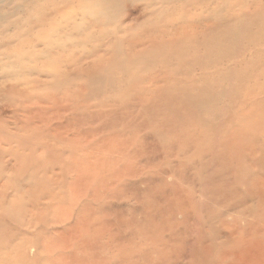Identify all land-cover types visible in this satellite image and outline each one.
<instances>
[{
    "label": "bare ground",
    "instance_id": "obj_1",
    "mask_svg": "<svg viewBox=\"0 0 264 264\" xmlns=\"http://www.w3.org/2000/svg\"><path fill=\"white\" fill-rule=\"evenodd\" d=\"M15 1L0 0L7 263L264 264V36L245 34L259 64L227 44L264 0ZM112 72L137 82L95 87Z\"/></svg>",
    "mask_w": 264,
    "mask_h": 264
},
{
    "label": "rangeland",
    "instance_id": "obj_2",
    "mask_svg": "<svg viewBox=\"0 0 264 264\" xmlns=\"http://www.w3.org/2000/svg\"><path fill=\"white\" fill-rule=\"evenodd\" d=\"M21 1H25V0H21ZM20 0L19 1H15L14 2V4H19L20 2H21ZM201 1V2H200ZM200 1H198V0H193V5H198V3H202L204 0H200ZM232 1V0H231ZM230 0H220V2L221 3H230L231 2ZM240 1L241 0H237L236 1V3L238 4V2L240 3ZM26 2V1H25ZM243 4H245L246 3V0H244V1H241ZM124 4V16H125V18H126V16H128L127 18H129V20H132V19H135V18H138L139 17V15H140V12H139V8L140 7H137V5H142L141 3H139V2H133V3H131V2H124L123 3ZM203 6H205L204 4H202ZM31 6V5H30ZM186 8H188V4H187V7ZM206 8H208V6L207 7H205L204 9H206ZM8 7H2L1 8V11L4 13V12H9L8 10ZM137 9V10H136ZM189 9V8H188ZM132 15H133V17H132ZM204 15V14H203ZM262 15V16H261ZM258 18H257V21L259 22L260 21V25L259 26H261L260 28H259V26H254V25H249L248 27H247V29L245 28L242 32L243 33H241V36H239L237 39L238 40H236V38H235V40L234 39H232V40H230L229 42H227V44H228V46L229 47H231V48H235V47H239V44L240 43H242V44H240V46H244L245 44H246V46L244 47L245 48V52H244V54H246L247 56H251V58H254L253 60H255V61H253V62H256V63H258L259 64V59L258 58H255L256 57V53H253L252 52V47L251 46H248V40L247 39H245L246 37H245V34H247V32L249 33H251L250 34V39L252 38V39H259V38H263V36H264V13L263 14H261ZM20 17L22 16L21 14L19 15ZM26 17L27 16V13L25 14V12H24V15H23V17ZM24 17V18H25ZM122 18H124V17H121L119 20H118V23L116 24V25H114V24H112V26L111 25H108L107 26V28H109V29H107V28H105L104 27V29H107V31H110V32H113V31H115L116 32V30H115V28L117 27H120V26H122L123 25V22H124V19H122ZM171 19H172V17H170ZM203 19V16H201V17H194V20L195 21H197V20H202ZM140 19V18H139ZM138 19V20H139ZM176 19V18H175ZM187 19V18H186ZM207 19V18H206ZM262 19V20H261ZM129 20H127V21H129ZM137 20V21H138ZM189 19H187L186 21H188ZM126 21V22H127ZM136 21V22H137ZM124 25H125V23H124ZM115 27V28H114ZM92 29H90L92 32V34H97V32H98V30L99 29H97L96 27H91ZM114 28V29H113ZM119 31V29H117V32ZM254 32V33H252V32ZM1 32V31H0ZM118 33H120V32H118ZM138 33H140L141 34V32H136V34H138ZM198 34V32L197 31H195L194 32V34ZM193 34V33H192ZM139 35V34H138ZM216 35V36H215ZM214 35V37L216 38V39H220V37H219V35H217V34H215ZM118 36V35H117ZM195 36V35H194ZM241 37V38H240ZM199 38V37H198ZM197 38V40H199ZM183 42V41H182ZM237 42V43H236ZM185 43V42H184ZM217 43V42H216ZM237 44V45H236ZM253 44H255L257 47L258 46H260L261 45V42H255V43H253ZM87 45V46H86ZM232 45V46H231ZM83 46H85V48L83 47ZM83 46H81L82 48L81 49H76V53H78V52H80L79 50H81V52H84L82 49H86V47L87 48H89V46L91 47V45H88V44H85V45H83ZM216 47H220V45H215ZM104 47V46H103ZM92 48V47H91ZM91 48H89V53H90V51H92L91 50ZM166 49H168V48H166ZM78 50V51H77ZM86 51V50H85ZM166 51V50H165ZM75 52V51H74ZM87 52V51H86ZM85 52V53H86ZM219 52V49H217V50H215V47H214V45H213V51L210 53V55L209 56H211L212 57V59H209V57H208V59L207 60H209V61H212V62H214L213 61V59H216V61H220L219 59H223L222 58V56H218V55H216L217 53ZM64 54V53H63ZM61 55L59 58H60V60L61 59H63V60H65V59H67V58H69V57H71L72 55H75V54H73V53H67V52H65V54L64 55ZM200 54H203V52L202 51H200ZM213 54V55H212ZM254 56V57H253ZM264 56V55H263ZM73 57H75V56H73ZM193 58L194 56H193V54H191V53H189V56H188V58ZM217 58H218V60H217ZM226 60H224L223 61V63L225 62ZM173 65H174V63L172 62L171 63V67H173ZM41 65L39 64L37 67H40ZM165 67H166V65H164ZM141 68H145L144 66H142V65H140L139 67H137V69H136V73H138V72H141V71H143V69L141 70ZM199 73H200V71L198 70V68H195L194 70H193V75H195L196 77H198L199 76ZM110 76V77H109ZM122 76V77H121ZM121 76L117 73V72H112V73H109L108 74V76L106 77V78H104L103 79V81L101 82V83H98V84H96L95 85V87H104V89H105V93L107 94V93H109L110 91H111V89H112V85L114 86V85H116L115 83H117L118 84V82L119 81H122V84L123 85H125V86H128V85H130V82H133L134 80H129L128 78L130 77V75H126V74H121ZM130 79H133V78H131L130 77ZM129 82V83H128ZM135 82H137L136 80H135ZM135 82H133V83H135ZM109 83V84H108ZM112 83V84H111ZM223 85H224V87L223 88H227L228 87V85H226V83H223ZM222 85V86H223ZM211 87V88H210ZM213 88V89H212ZM74 89H71V91H73ZM209 90H210V92L212 91V92H217L218 90H219V87H218V85H216V84H210L209 85ZM209 92V93H210ZM219 103V104H218ZM227 104V100H221V101H215V100H213L212 102H207L206 104H205V108H207V109H209V110H211V113H214L215 111H221V109L225 106ZM213 106H214V108H213ZM24 178H29V177H33L34 175H33V171H30V170H27V171H24ZM23 186H25V185H23ZM130 191V193L132 192V193H136V194H139V192L138 191H136V190H129ZM135 191V192H134ZM132 193H131V195H132ZM119 207V205H115L114 206V208H118ZM119 211V210H118ZM226 211H230V210H228V209H226ZM10 227L12 228V227H15V228H17V227H19V225H15L14 223H12L11 225H10ZM5 235V236H4ZM4 237V239H5V241L3 242V244H0L1 245V248L2 249H4L5 250V253L3 254V250H2V252L0 253V257H4V255H5V257L3 258L2 257V262H0V264H14V263H7V261H8V259H7V257H11V256H15V253H13V252H11V251H9L10 250V247H11V245L14 243V242H8V237H7V235H6V233H0V241H1V237ZM7 251V252H6ZM8 252H9V254H8ZM11 255V256H10ZM46 256H42L41 258H45ZM33 259L34 258V252H33V250H30L29 252H28V259ZM30 259V260H31ZM7 260V261H6Z\"/></svg>",
    "mask_w": 264,
    "mask_h": 264
}]
</instances>
